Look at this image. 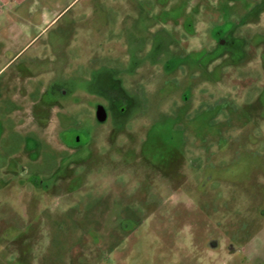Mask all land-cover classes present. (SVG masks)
Wrapping results in <instances>:
<instances>
[{
    "label": "rangeland",
    "instance_id": "1",
    "mask_svg": "<svg viewBox=\"0 0 264 264\" xmlns=\"http://www.w3.org/2000/svg\"><path fill=\"white\" fill-rule=\"evenodd\" d=\"M0 264H264V0H77L7 65Z\"/></svg>",
    "mask_w": 264,
    "mask_h": 264
},
{
    "label": "crops",
    "instance_id": "2",
    "mask_svg": "<svg viewBox=\"0 0 264 264\" xmlns=\"http://www.w3.org/2000/svg\"><path fill=\"white\" fill-rule=\"evenodd\" d=\"M76 1L0 0V72L38 43Z\"/></svg>",
    "mask_w": 264,
    "mask_h": 264
},
{
    "label": "flooded vegetation",
    "instance_id": "3",
    "mask_svg": "<svg viewBox=\"0 0 264 264\" xmlns=\"http://www.w3.org/2000/svg\"><path fill=\"white\" fill-rule=\"evenodd\" d=\"M71 91L73 92V90L71 89ZM118 93H119V95L121 96V91H118ZM118 95V96H119ZM117 95H116V93H113V95H112V100H113V102L112 103H114V101H117V97H118ZM121 99V98H120ZM123 102V101H122ZM124 103L126 104V106H123V107H120L119 106V108H117L116 109V115L118 116V118H121L120 117V115H122L121 113L122 112H124L125 110L126 111H128L129 110V108L131 107V102H129V101H124ZM98 106H103V108L105 109V112H106V119L103 121V122H105L106 120H107V118H108V110H107V108H108V106H109V104H108V106L106 107V106H104V105H102V104H100V103H98V104H96V109H97V107ZM99 122V121H98ZM103 122H100V123H103ZM118 122V121H117ZM74 133H73V136H70L71 138H72V141L71 142H74L75 144H80V143H82V141L83 140H86V139H82L81 138V134L79 133V132H77V131H73ZM67 135H66V133H64V135H63V139L65 140V142H69V141H67L66 139H69L68 137H66Z\"/></svg>",
    "mask_w": 264,
    "mask_h": 264
},
{
    "label": "water",
    "instance_id": "4",
    "mask_svg": "<svg viewBox=\"0 0 264 264\" xmlns=\"http://www.w3.org/2000/svg\"><path fill=\"white\" fill-rule=\"evenodd\" d=\"M96 117L99 122H103L106 119V112L103 106H98L96 109Z\"/></svg>",
    "mask_w": 264,
    "mask_h": 264
}]
</instances>
